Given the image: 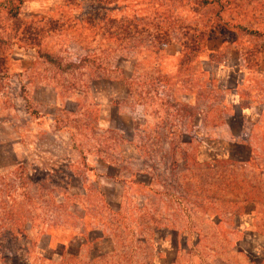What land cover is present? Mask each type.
Listing matches in <instances>:
<instances>
[{
  "label": "rangeland",
  "instance_id": "obj_1",
  "mask_svg": "<svg viewBox=\"0 0 264 264\" xmlns=\"http://www.w3.org/2000/svg\"><path fill=\"white\" fill-rule=\"evenodd\" d=\"M224 2L0 0V264H264V0Z\"/></svg>",
  "mask_w": 264,
  "mask_h": 264
},
{
  "label": "trees",
  "instance_id": "obj_2",
  "mask_svg": "<svg viewBox=\"0 0 264 264\" xmlns=\"http://www.w3.org/2000/svg\"><path fill=\"white\" fill-rule=\"evenodd\" d=\"M6 2H7V4H9V5H7V11H6L7 16L10 17L11 19L15 20V21L18 20L20 18L21 8H22V5L24 3V0H18V1L6 0ZM192 2L195 5V9H197V10H200L201 8L207 7L208 5H210L214 2H218L221 5L222 12L223 11L225 12L224 9H225L226 5H225V2L221 3L222 0H192ZM219 20H222V14L220 15V13H219ZM180 26L183 29H185V33H183V34L186 36V38L188 40V41H185L183 43V45H184L183 52L184 53L189 52V50L192 52H194V51L196 52L197 50H200V48L202 47L201 42L195 41L194 38H191V39L189 38V33L191 32V29H193V28L190 26H187V25L185 26L184 24H181ZM206 31H207V29L205 31H200L199 33H201V35H202ZM19 35H20V33H17V35H15V36H19ZM15 36L10 37V39H8L7 36L1 35L0 36V44L8 42V40H14L12 38H14ZM32 39L36 40V37H34ZM161 40H162V45H165L168 42H170L172 40L170 31H166L164 33V35H162ZM9 42H11V41H9ZM32 44H33V46L36 45L35 42H33ZM36 47H38V45H36ZM37 52L41 58L45 59L46 62L50 63L51 65H53L55 67H58L62 71L68 70V69L73 68V67L78 68V66L84 64L86 61H89V59H90L89 57H85L84 59H81L79 63H77L74 60L65 63L63 59L55 57V55L52 53L44 52L40 48L37 50ZM4 60H5L4 59V53L0 52V65H2V63H4ZM10 213L12 214V217H14L13 214H15V210L12 209L10 211Z\"/></svg>",
  "mask_w": 264,
  "mask_h": 264
}]
</instances>
